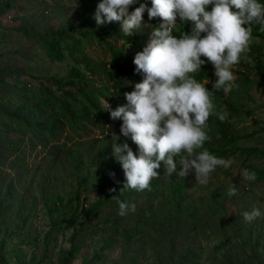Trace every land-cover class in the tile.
Returning a JSON list of instances; mask_svg holds the SVG:
<instances>
[{
	"label": "rangeland",
	"instance_id": "obj_1",
	"mask_svg": "<svg viewBox=\"0 0 264 264\" xmlns=\"http://www.w3.org/2000/svg\"><path fill=\"white\" fill-rule=\"evenodd\" d=\"M99 2L100 0H6L5 11L0 12V106L12 109L22 101L16 85L32 88L33 94L28 100L32 104L42 96L39 87H47L54 93L52 98L55 101L51 107L43 109L42 115L59 117L60 104L64 100L68 101V98L59 94L60 91L50 83L49 77H65L70 66H78L88 78L89 87L104 94L99 95L98 102L103 105L106 100L113 110L119 105V98L117 100V97L111 94L114 85L118 86L123 82L127 91L134 90L135 83L143 79L142 73L135 72V54L143 50L150 39L152 29L157 25L143 16V27L127 39L128 36L121 30L120 22L96 24L94 13ZM259 2L264 3V0ZM7 16H10V19ZM78 21L80 24L77 26ZM62 24L73 28L68 29V40L77 41L78 46L73 48L72 53L64 49L62 61H53L47 56L39 35L47 32L49 27L59 29ZM84 29H97L101 33L82 36L80 32ZM113 29L114 35H105ZM252 35L254 39L249 52L252 63L241 61L233 69L238 87L228 93L221 90L223 98L213 95L216 112L223 111L231 122L228 132V135L233 136L231 141H217L216 114L207 121L206 131L211 128L209 133L213 138L212 144L228 150L226 156L219 158L230 161V166L217 167L210 174L207 184L199 183L194 173L188 175L185 192L191 200L190 211L196 210V216L190 217L184 213L167 234H161L156 227L141 223L136 227L140 234L135 235V239L128 243L122 232L129 229V225H133L136 213L134 211L120 216L119 206H113L119 199L116 194L109 198L110 200L113 197V203H102L94 212L84 209L80 212L76 223L78 233L73 239V227L54 228L46 239L48 244L44 251V234L52 220L61 216L68 217L74 210L76 187L79 188L82 206L86 208L97 200H104L105 196L109 197V189L118 183L116 178L120 173L119 168L116 175L100 190L98 180L91 174L93 165H89V170L82 175L83 181L87 183L77 182L65 154L66 148H79V144L74 142L88 138L91 139L94 153L105 139L97 128L100 125L104 126L102 128L106 133H116L110 139L106 138L112 147V144H118L123 136L120 131L123 121L115 119L116 123H93V112L79 100L72 106L87 114V122L79 120V125L73 128L65 124L64 130L60 131L59 140L67 145L63 146L61 151L55 152L58 144L53 141L39 143L37 138L30 137L32 132L0 110V184L11 179L14 186L12 194H23L28 199L35 200L34 213L19 226V235L10 240L16 251L10 258L7 253V259H4L2 264H27L31 261L34 264H61L60 251L69 249L72 244H79L80 250L71 256L70 264H111L112 261L117 264H156L157 261H163L162 248H165V245H169L170 252L174 254V264H178L175 257H179L184 248L191 249V258L184 264H212L213 260L220 264H264V176L259 177L256 174V180L249 181L242 175L245 168L251 172H255V169L264 171V157L260 152L247 154L244 150L256 147L264 151V131L260 129L264 126V84L259 83L256 73V65H264V32L259 31V26H254ZM113 49L122 55L125 68V74L117 75L115 81L106 75L107 71H111L109 61ZM208 80L209 83H206ZM215 80L214 67L211 64V74L201 82L205 83V86H212ZM104 85L110 91L102 89L101 86ZM233 107L237 111L229 118L228 114ZM21 136L24 141L19 152L7 146V138ZM115 136L118 139L115 140ZM47 153L51 154L50 157ZM179 168L178 165V171ZM161 171L158 172L159 177L154 178L160 182L159 191L153 187L146 189L155 190V196L150 201L152 209L161 199L167 197L164 185L173 176L169 177L166 170ZM230 185L235 187V195L228 194ZM56 193L63 198L61 204L56 201ZM46 195L50 196L47 204L52 209L51 212L43 203V196ZM147 199V195L140 193L131 196V203H135L138 208ZM16 207L15 204L11 206L14 214ZM253 207L260 210L261 216L247 223L243 212L251 211ZM113 219L116 220L115 223ZM105 220L108 222L104 223ZM115 225L120 232H114ZM102 227L107 231L100 229ZM8 228L15 229L16 226L10 224ZM105 239L113 241L112 246L101 247ZM95 253L98 254L97 257ZM132 258H135V261H132Z\"/></svg>",
	"mask_w": 264,
	"mask_h": 264
},
{
	"label": "clouds",
	"instance_id": "obj_2",
	"mask_svg": "<svg viewBox=\"0 0 264 264\" xmlns=\"http://www.w3.org/2000/svg\"><path fill=\"white\" fill-rule=\"evenodd\" d=\"M134 3L136 0H100L94 13L97 25L120 22L126 36L143 27L145 11L149 20L156 17L162 20L152 29L143 50L135 54V72L142 73L143 79L135 83L133 91L125 93L127 103L114 110L106 100L102 105L113 120L122 119L121 134L130 136L138 146L136 154L127 142L112 144L115 159L125 175L120 194L125 190L149 189L151 181L159 177L157 169L161 162L169 177L194 173L199 183L207 184L217 167L230 166V161L217 157L205 147L211 140L206 131L207 121L216 114L223 122L227 114L216 112L214 93L196 75L202 65L211 63L216 77L212 89L228 93L238 87L233 69L241 61L252 63L249 52L254 39L253 27L259 26V31L264 32V3L259 0H151V7L141 3L129 11ZM186 22L192 25L190 31L179 27ZM242 175L249 181L257 178L255 172L246 168ZM109 191L114 192L115 188ZM235 193V187L230 185L228 194ZM117 203L120 216L136 210L135 203L126 200H117ZM260 216V210L255 207L243 212L247 223Z\"/></svg>",
	"mask_w": 264,
	"mask_h": 264
},
{
	"label": "trees",
	"instance_id": "obj_3",
	"mask_svg": "<svg viewBox=\"0 0 264 264\" xmlns=\"http://www.w3.org/2000/svg\"><path fill=\"white\" fill-rule=\"evenodd\" d=\"M141 3H144L147 5V7H151V0H136V3H134L132 6H130L129 10L133 11L136 7H139ZM6 7V0H1L0 2V12L5 11ZM143 16L145 18H148L147 11L144 12ZM153 24L159 26V24L162 22L161 19L153 18L151 20ZM80 24V21H78L77 26ZM76 27V26H75ZM181 29H184V31H190L191 30V23H184V25H179ZM70 27L67 25L62 24V26L59 29H53L52 27L48 28V31L44 34H40L39 37L41 41L44 43V47L46 49V54L51 60L56 61H62L64 59V49H68L69 53L73 52V48L78 46V42L73 40L72 42L68 40V29ZM73 29V28H70ZM114 29L110 32H106V36L114 35ZM82 36H87L90 33L93 34H99L101 33L97 29H94L93 31H90L88 29H84L82 32H80ZM177 34V33H174ZM129 39V36L127 37ZM67 40V41H66ZM111 49V45L109 46ZM113 48V47H112ZM203 58V57H202ZM111 71H107L106 75L113 79L115 81V78L117 75H124L125 74V68L122 61V55L115 51V49L112 50L111 53V59L109 61ZM256 73L258 75V80L261 85L264 84V65L257 64L256 65ZM211 74V63H205L202 65L201 70L196 75V79L201 82V80ZM50 83H52L60 92V95H63L68 98L67 100H64L60 104L61 108V114L59 117H54L50 115L43 116L42 111L44 108H49L53 105L54 101L52 98V95L54 93L50 92L47 87L46 88H40V91L42 92V96L38 98V101L35 102V104H32L28 102L29 98H31V94H33V90L30 87L25 86H19L16 85V89H18L21 96V102H19L15 108L7 109L3 106H0V110L6 114L8 118L11 120H14L18 123H20L22 126H24L28 131L32 132L30 134L31 138H37L39 140V143L46 144L48 141H53L54 144L57 145V149L55 152H58L62 150V147L67 145L65 142H60V131L64 130V125L67 124L71 128L75 127L76 125H79L78 121L82 120L84 122H87V114L84 113L82 110L74 108L72 106L73 103H76L77 101L81 100L86 108L88 110H91L93 112V116L91 118V122L97 123V121H102V123H109V122H115L110 117V112L103 109L102 105L98 102L99 95L104 96L101 92H96V88L91 89L88 84V78L84 75V73L78 68V66H70L66 70V76L57 78L55 76L49 77ZM1 82V78H0ZM102 89H106V91H110L106 85L101 86ZM214 93V95L219 96V98H223V92L221 90L217 91L215 89H212V86H206ZM130 92L127 91L124 87V83L120 82L117 85H114V90L111 91L112 96H116L117 100L119 98V105H124L127 103L125 93ZM228 105L231 106V102L228 101ZM237 109L232 108V111L230 114H228L229 118L233 117L234 113H236ZM122 120V119H121ZM96 121V122H95ZM111 122V123H112ZM64 123V124H63ZM216 123L217 128L215 130V136L217 141L223 140V142L227 143L231 141L233 136L228 135L229 130L231 129V122L228 120V117L225 121L221 122L218 117H216ZM78 127V126H77ZM104 126L100 125L99 131L102 136H104V140L101 141L99 148L92 153L93 144L90 142L91 139L85 138L82 141H75V144H79V148H75L72 146H69L65 150V154L67 156V160L69 165L72 167V171L75 177V180L77 182H84L87 183V181H83L82 175H85V173L89 170V165H93V170L91 172L92 177L98 180V186L100 187V190L102 187H104L107 182L112 179L119 168V175L117 176V184L115 186H112L110 189L115 188V191H110L109 194H111L109 197H104V200H97L94 204H90L86 208H83L82 202L79 199V188L76 187L75 190V198H76V206L72 212H70L69 216H61L60 218H55L52 220L50 227L44 234V243H45V249L47 247V241L46 239L50 236L54 228L60 227L62 229H67L69 227H73L74 231L71 236V239L75 237L78 233L76 230V223L78 220V216L80 212L84 209L87 212H94L97 211V206L110 201H114L113 197L109 200V198L113 195L118 194L119 199L118 200H126L131 202V196L136 194H144L148 196L147 201L140 207L136 208L135 213L136 216L133 218V225H129V229H126V231L123 230L122 234L125 238V240L130 243L135 238V235L140 234V230H137L136 227H138L141 223L148 224L150 227H156L157 230L161 234H167L169 232V229H171L174 225H176L177 219L186 213L188 216L195 217L196 216V210L190 211L191 208V200L188 199V195L185 192L186 188V179H188V176L186 177H180L179 175L173 174V176L165 182V191L167 193V197L164 199H161L159 203L153 207L150 201H152V197L155 196L153 188H156V191L158 192V188L160 186V182L157 181V179H153L150 183L151 190H144V191H135V190H125L123 192V195L120 194V189L123 187L125 183V175L123 168L115 159V156L113 154V148L109 146L110 141L106 140L107 137L109 139L116 135V133H106ZM262 131H264V126L260 128ZM211 130V128L209 129ZM209 130L207 131V134L210 136ZM212 134V133H211ZM69 136V135H68ZM211 137V136H210ZM211 139H213L211 137ZM8 145L10 149L15 150L16 152H19V150L22 149V141H24V137H18V138H7ZM127 142L129 146L132 148L133 152L138 154V146L131 140L129 137L122 136L121 139L118 141V144H122ZM205 147L208 148V150L216 155L217 157L226 156L228 154V150L224 147H219L218 145L212 144L211 140L205 143ZM244 150L247 152V154H255L257 151H259L260 155L264 157V151L258 150L256 147H250V148H244ZM50 153H47V156L50 157ZM86 157V159H84ZM83 165V167H82ZM165 170L163 162H161V166L159 169H157L158 172H162ZM114 173V175H112ZM255 173L259 177L264 176V171L260 169H255ZM12 183L11 179H7L4 183L0 184V264H2V261L4 259H7L6 254L9 253V258L14 254L16 249L14 246H11V238L18 236L19 231L18 228L20 225H22L27 219H30V216L34 213L35 208V200L34 198L28 199L26 195H20L15 196L12 194ZM42 194H46L45 192H42ZM223 196V194H222ZM55 197L57 198V202L59 204L62 203L63 198L59 193L55 194ZM50 200V196H43V203L45 204L46 208L51 212L52 209L49 208L47 201ZM211 200V199H210ZM212 201V200H211ZM107 203V204H108ZM216 203V201H215ZM17 205L15 209V214L12 213L11 206ZM114 207L119 206L117 203V200L113 204ZM153 210V211H150ZM114 213V212H113ZM16 215V216H15ZM18 218V219H17ZM114 223L116 222L115 219H113ZM108 220H105L104 223H107ZM15 224L16 228L11 229L8 228V225ZM104 231H107L105 227L100 228ZM118 226H114V232H117ZM227 239H230L227 237ZM113 241L111 240H104V244H102L101 247H109L112 246ZM5 249V252H3ZM185 250L181 252L179 257H175L176 261H178V264H184L185 261H187L190 256V248H184ZM80 250L79 244H72L69 249L61 250L60 251V261L61 264H70L71 256H73L76 252ZM169 245H165V248H162V256L163 261H157L156 264H174L172 261V257L174 254L170 252ZM236 253V252H235ZM96 257L98 256L97 253L94 254ZM231 255H234V253H231ZM132 261H135V258L131 259ZM27 264H34L32 261ZM82 264H87V262H83ZM111 264H117L116 261H112ZM212 264H220L218 261L213 260Z\"/></svg>",
	"mask_w": 264,
	"mask_h": 264
},
{
	"label": "built area",
	"instance_id": "obj_4",
	"mask_svg": "<svg viewBox=\"0 0 264 264\" xmlns=\"http://www.w3.org/2000/svg\"><path fill=\"white\" fill-rule=\"evenodd\" d=\"M8 19H10V16H7Z\"/></svg>",
	"mask_w": 264,
	"mask_h": 264
}]
</instances>
